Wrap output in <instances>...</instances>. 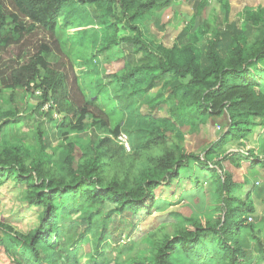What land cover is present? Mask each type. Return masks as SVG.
Wrapping results in <instances>:
<instances>
[{
  "label": "trees",
  "instance_id": "16d2710c",
  "mask_svg": "<svg viewBox=\"0 0 264 264\" xmlns=\"http://www.w3.org/2000/svg\"><path fill=\"white\" fill-rule=\"evenodd\" d=\"M170 1L0 0V92L39 91L40 109L47 105L51 116L61 114L47 132L38 131L44 143L30 151L1 135L19 118L12 110L0 112V186L14 184L19 204L35 219L27 231L0 221V244L13 245L26 256L11 258L15 264L76 261V252L59 249L77 230L75 224L92 221V213L86 218L78 209L66 226L58 219L57 201L79 195L80 207L108 210L93 249L100 251L109 242L111 222L119 230L126 224L130 230L136 227L153 213L156 189L170 187L190 162L214 184L212 219L198 218L191 209L193 214L180 216L171 233H150L152 259L138 257L130 264H257V256L264 259V221H247V214L256 213L250 193L223 169L225 160L239 167L246 160L264 171V139L258 151L244 146L254 127L264 124V6L245 7L229 21L228 0H217L219 11L207 16L202 11L208 0H194L197 13L184 26L186 41L166 46L149 37L140 23L151 21L163 29L161 10ZM80 12L88 18L85 26L75 20ZM96 22L105 31L94 38L96 31L88 28ZM122 29L132 35L120 37ZM35 30L47 38L5 66V51L26 44L25 35L27 39ZM121 40L137 57H122V66L106 81L95 51L116 54ZM58 51L68 56L67 63ZM163 109L164 115H156ZM87 118L90 137L81 143L78 135L86 130ZM209 120L220 131L202 150L168 145L167 133L181 140L184 132H197ZM121 134L127 136L129 150ZM230 142L241 149L229 150ZM77 144L81 153L74 162ZM250 242L255 247L247 251Z\"/></svg>",
  "mask_w": 264,
  "mask_h": 264
},
{
  "label": "rangeland",
  "instance_id": "374dc122",
  "mask_svg": "<svg viewBox=\"0 0 264 264\" xmlns=\"http://www.w3.org/2000/svg\"><path fill=\"white\" fill-rule=\"evenodd\" d=\"M182 4L176 3L175 0H171L170 3L161 10L160 22H163V29H158L153 23L142 21L140 23L141 28L147 33V35L157 42H162L166 46H171L173 43L181 44L186 41V33L184 26L189 22L191 18H187V12L182 11ZM256 5L264 6V0H230L229 17L228 20L232 21L238 17V14L245 7H252ZM185 7L195 10L194 4L191 1H185ZM219 5L217 0H208V4L204 7L202 14L204 16L218 12ZM182 9V10H181ZM218 17L220 15L218 14ZM86 15L77 13L75 20L83 24H87ZM71 24V22H68ZM146 23V24H145ZM89 32H92L94 38L99 37V34L105 31V26L96 22L93 27L88 28ZM74 28L68 30V34H72ZM90 32V33H91ZM131 34L132 32L122 29L118 31L119 36H125V34ZM46 39L47 37L39 30H35L25 41L26 44L21 46H12L5 51L2 59L5 62V66L10 62V59L18 60V55H21L23 51H33L37 47L39 40ZM116 54H111L108 49H102L95 51L97 58L95 62L98 63L100 69L106 71L104 79L108 81L110 78L106 75L111 74L115 70H118L122 66V57L133 58L137 56L132 53L130 46L126 44V41L121 40L116 46ZM131 51V53H130ZM60 58L67 63L68 56L63 52H59ZM136 56V57H135ZM23 58L26 56L23 54ZM23 59V61H24ZM22 61V62H23ZM76 69V68H75ZM78 75L81 76L82 72L79 69L75 70ZM111 72V73H110ZM155 88L152 89L154 91ZM39 91L24 92L19 89L3 88L0 92V112L13 111L18 115L16 121L10 122L1 131V135H5L9 140H15L25 145V148L32 151L38 149L40 142L44 141L39 137L38 131H48L50 122L55 119H59L61 114L52 112V116L47 109V105H44L40 109L39 104L41 97L38 94ZM140 111L146 112L147 108L142 106ZM165 109L156 112V115H164ZM3 117H0V120ZM259 121V120H258ZM215 121L209 120L208 123L202 124L200 130L197 132H184V138L179 140L174 133H167L168 145L172 148L176 146H183L190 151L198 152L202 150L208 142H211L216 138L217 133L220 131V126L214 124ZM87 125L86 130L78 135L81 143H86L90 137V119L85 120ZM46 136V135H45ZM127 137V136H126ZM264 139V124H259L254 127L252 132L247 136L244 142L245 150L251 149L252 145L260 147ZM123 142L122 140H120ZM59 141H53L50 147H54ZM129 146V143H127ZM46 148V151L50 152L51 148ZM226 147L229 150L241 149L235 142L227 143ZM255 149V148H254ZM258 151V148L255 149ZM81 150L77 145L74 146L73 156L76 162L80 156ZM237 160V159H236ZM257 168V169H256ZM223 169L232 175L235 182L246 183V186L250 185L255 190L249 188V191L253 204L256 208L255 214H247V221L257 222L260 219L264 221V173L259 167H252L246 160L241 162V166H237L235 161L225 160L223 162ZM260 184V185H259ZM262 187L260 192L259 186ZM245 187V189L247 188ZM157 198L153 213L146 215L137 222L136 227L131 230L126 227L128 224L114 228L113 222L108 226L112 232L109 242L104 244L100 251H94V245L100 233V223L104 213L108 212L105 207H98L94 212V207L90 205H84L80 207L78 202L83 199L79 195L67 196L60 202L57 201V207L60 209L58 219H64V223L67 226L73 218V212L81 209L83 217H88L91 214V222L86 224H75L77 230L72 234H68V240L65 246H62L59 251H63V254H67L70 251L76 252L78 258L68 264H130L132 259L138 257H146L152 259L150 256L151 251V239L150 233H171L174 229L176 221L180 219V216L193 214L198 218H210L212 219L214 213V207L216 203V193L214 190V184L209 174L205 173L198 164L190 162L186 170H181L179 176L173 181L170 187L158 188L155 191ZM161 197V198H160ZM20 190L14 184H9L6 187L0 186V221H7L23 231L29 230L34 222L33 214L30 211L24 210L23 205L19 204ZM194 211L193 213L191 212ZM63 213V214H62ZM254 215L256 216L254 218ZM120 216V215H119ZM253 217V219H250ZM114 219L112 218V221ZM117 223V220H115ZM119 226L120 224L117 223ZM86 225V226H85ZM264 240V230L260 235ZM116 239V240H115ZM244 242L247 240L245 236L241 238ZM128 245H131L129 249H126ZM100 246V245H99ZM8 253L7 255L4 253ZM250 247V248H249ZM255 244L249 243L247 251L254 249ZM10 250V253L8 252ZM22 256L18 248L12 246H6L0 244V264H15L13 259L19 260ZM30 261V260H29ZM28 262H24L27 264ZM31 263V262H30ZM257 264H264V259L256 258ZM48 264V263H47ZM58 264H63V260H60Z\"/></svg>",
  "mask_w": 264,
  "mask_h": 264
},
{
  "label": "crops",
  "instance_id": "0c3cea01",
  "mask_svg": "<svg viewBox=\"0 0 264 264\" xmlns=\"http://www.w3.org/2000/svg\"><path fill=\"white\" fill-rule=\"evenodd\" d=\"M182 1H183V4H182V9H183V10H182V9H181V10H182V11H185V12L188 13V14H187V16H188L187 18L189 19V18H191L192 16H195L196 13H197V9L194 8L195 10L193 11V9H191V8L187 9V8L185 7V1H186V2L191 1V4H194V0H175L176 3H181ZM228 1H229V4H230V0H228ZM161 23H163V22H161ZM256 127H257V126H256ZM245 142H246V141H245ZM245 147H246V145H245ZM252 148H253V149H254V148L257 149L258 146L255 147L254 145H252ZM256 169H257V168H256ZM262 173H264V171H262ZM242 182H243V180H242ZM242 182H241V183H242ZM243 184H244L243 187H244L245 192H246L247 189L252 188L251 185H250L249 187H247V186H246V183L243 182ZM259 185H260V184H259ZM259 185H258V186H259ZM245 187H247V188L245 189ZM258 188H260V192H261V191H262V187L259 186ZM252 189H254V188H252Z\"/></svg>",
  "mask_w": 264,
  "mask_h": 264
},
{
  "label": "built area",
  "instance_id": "2783aa9c",
  "mask_svg": "<svg viewBox=\"0 0 264 264\" xmlns=\"http://www.w3.org/2000/svg\"><path fill=\"white\" fill-rule=\"evenodd\" d=\"M119 139L123 141L122 143L125 145V147L127 148V150H129V146L127 144L128 143V140H127L126 135L125 134H121L119 136Z\"/></svg>",
  "mask_w": 264,
  "mask_h": 264
}]
</instances>
